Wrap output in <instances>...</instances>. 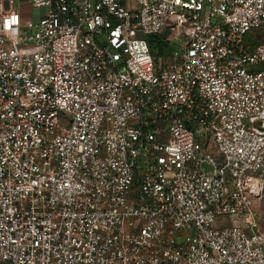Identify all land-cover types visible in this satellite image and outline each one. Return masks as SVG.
<instances>
[{
    "label": "built area",
    "instance_id": "obj_1",
    "mask_svg": "<svg viewBox=\"0 0 264 264\" xmlns=\"http://www.w3.org/2000/svg\"><path fill=\"white\" fill-rule=\"evenodd\" d=\"M263 196L264 0H0V264H264Z\"/></svg>",
    "mask_w": 264,
    "mask_h": 264
},
{
    "label": "trees",
    "instance_id": "obj_2",
    "mask_svg": "<svg viewBox=\"0 0 264 264\" xmlns=\"http://www.w3.org/2000/svg\"><path fill=\"white\" fill-rule=\"evenodd\" d=\"M147 41L150 45L153 55L156 58L168 57L171 50L173 49L169 43L163 41V38L160 35H151L147 38Z\"/></svg>",
    "mask_w": 264,
    "mask_h": 264
},
{
    "label": "rangeland",
    "instance_id": "obj_3",
    "mask_svg": "<svg viewBox=\"0 0 264 264\" xmlns=\"http://www.w3.org/2000/svg\"><path fill=\"white\" fill-rule=\"evenodd\" d=\"M32 12L34 16H37L38 9H33ZM162 36H167V33H162ZM171 46L173 47V45ZM256 206L260 217L261 230L264 232V196L262 197L261 200H257Z\"/></svg>",
    "mask_w": 264,
    "mask_h": 264
}]
</instances>
